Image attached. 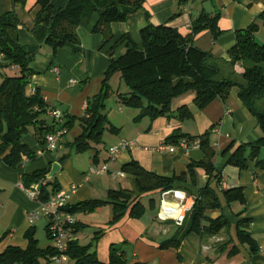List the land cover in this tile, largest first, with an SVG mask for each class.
<instances>
[{"label": "crops", "instance_id": "0c3cea01", "mask_svg": "<svg viewBox=\"0 0 264 264\" xmlns=\"http://www.w3.org/2000/svg\"><path fill=\"white\" fill-rule=\"evenodd\" d=\"M51 1L56 8L67 2ZM35 8V0H25L22 7L14 5L13 0H0V13L13 9L20 20L16 33L21 44L37 43L30 30ZM262 10V0H187L185 4H180L178 0H142V6L129 13L125 20L110 23L112 38L103 46L101 43L104 34L92 30L98 19V13L93 12L76 29L79 50L72 51L70 47L64 46L52 53L49 45L40 44L32 62L35 72L30 77L29 91L33 92L36 88L43 95L48 109L44 116L48 123L54 121L58 125L66 115L80 116L87 100L100 91L110 59L108 50L120 36L128 35L132 41L139 43L140 28L149 21L175 27L186 37L191 33L192 20L202 12L211 16L218 14L219 32L214 36L209 27L203 28L193 35L191 43L210 53L208 60L218 66L217 75L227 76L232 71L229 49L236 42L235 31L249 25ZM258 36L260 41L264 40L262 28L259 29ZM124 45L125 41L115 48L114 58L122 54ZM114 76L119 79H115L116 88L120 87L117 73L110 79L111 86ZM237 90V87H232L224 100L217 96L201 109L193 102L194 93H186L172 102L169 115H160L153 119L144 116L137 121L134 118L139 112L138 109L118 104L111 116L106 113L117 130L104 131L95 160L92 151L76 152L67 144L81 133L77 121L62 135L54 150L39 152L43 149V143L38 142L31 132L24 135L21 141L35 153L32 158L12 167L2 159L4 154H0V252L10 245L26 248L28 239L25 233L29 229H33L38 247L46 248L52 244L47 231V217L40 214L32 221L28 219V213L39 208L38 201L28 197L22 188L24 174L41 168L50 169L52 162L57 161L61 169L53 177L60 190L69 193V205L92 198L105 199L109 189L131 187L121 166L132 159L158 175L173 176L186 172L191 162L204 158L200 147L186 148L178 143L174 144L173 150H159L157 146L167 142V136L177 128L192 136L210 129L209 142L216 151L213 161L220 178L219 182L213 179L210 185L218 191L226 189L221 186L223 183L228 187L242 186L245 197V204L232 202L227 205L223 202L218 208L206 210V214L212 218L219 215L228 218L231 222L229 229L206 239L191 232L185 236L178 248H161L160 242L171 237L180 225L176 220L161 218L158 215L159 209L154 217H147L144 213L142 217L135 218L128 215L127 211L119 220L110 222L112 207L106 204L93 211L74 213L77 224L74 239L82 245L90 243L89 251H96L98 259L104 263L109 261L110 245L114 244L123 253L125 264H264V170L253 161H248L247 166L240 169L227 163L231 149L223 154L231 142H234L235 147L242 141H254L261 135L256 117L239 98ZM183 104L190 108L192 117L179 120L177 108ZM257 107L264 108V99L257 100ZM50 109L58 110L60 115H51ZM121 139H127L130 143L117 155H111L108 148ZM104 162L108 167L106 171L89 173L90 168L99 167ZM121 171L123 174H119ZM194 172L195 183L189 180L175 182L176 188L184 190L190 197H196L209 181V174L204 168L194 167ZM119 178H124L125 181L122 182ZM154 192L159 191L148 192L142 197ZM142 197L141 202L145 205ZM99 210H102V216ZM239 211L242 212L236 216L235 213ZM241 218L250 219L247 230L257 244L254 252L236 238L234 224ZM85 226L90 227L92 232L88 229L85 239L82 240L81 234L85 232ZM98 230L101 232L94 238ZM224 241H229L228 248L236 244L238 251L231 255L227 253L228 249L222 253L216 252L217 244Z\"/></svg>", "mask_w": 264, "mask_h": 264}, {"label": "trees", "instance_id": "16d2710c", "mask_svg": "<svg viewBox=\"0 0 264 264\" xmlns=\"http://www.w3.org/2000/svg\"><path fill=\"white\" fill-rule=\"evenodd\" d=\"M185 4L187 0H178ZM264 2V0H262ZM25 0H13L14 5H24ZM33 26L30 30L37 43L21 44L16 33L20 22L15 10L0 13V51L4 54L0 61V154L9 166H19L34 156V152L22 142V137L31 132L36 140L44 143L45 136L51 131L64 128L65 132L78 122L81 133L67 143L76 152L92 151L93 160L98 155V145L102 142L105 130L115 132L105 112V100L113 92L110 79L119 74L127 90L116 89L118 102L123 106L139 110L135 120L144 116L151 119L160 115H169L172 102L186 93L193 92V102L197 108L205 107L213 98H226L232 87H237L238 96L256 117L261 135L254 141H242L234 147L231 142L223 154L232 150L227 163L243 169L248 161H253L257 167L264 170V108L257 107V100L264 97V40L259 41L257 34L260 28L264 31V10H262L249 25L235 31L236 42L229 49L232 71L227 76H219L218 66L210 63V53L191 43L194 34L209 27L213 35L219 32L217 28L218 14L208 15L202 12L192 20L191 33L182 36L175 27L164 23L146 22L140 28L141 41L135 43L128 35L120 36L108 50L109 64L101 81L100 91L86 102L82 115H66L55 125L48 123L45 113L48 110L45 99L38 89L30 92V77L35 72L32 62L41 43L50 46L52 53L59 47H70L72 51L80 49L76 29L80 22L88 19L93 12L98 13V19L92 30L104 34L101 45L111 38L110 23L123 21L127 15L142 6V0H67L56 8L51 0H35ZM261 21V22H260ZM125 41L124 51L117 58L113 57L115 48ZM234 73L242 80H236ZM177 117L184 120L192 117L190 108L183 104L177 108ZM210 129L192 136L183 133L179 128L167 136L166 141L178 144L181 139L200 140V148L204 158L191 162L186 172L180 175H158L132 159L123 164L121 169L130 181V188L109 189L105 199H87L72 205L67 204L70 212L93 211L97 207L110 204L112 217L110 222L119 220L128 211V215L140 218L146 211L141 197L152 191L159 192L176 188L175 182L189 180L195 183L194 167H202L209 174V181L195 197L191 209L184 220L177 226L176 232L160 242L161 248L173 246L178 248L191 232L197 233L201 239L214 236L222 230L229 229L231 222L223 215L210 217L207 209L218 208L223 202L245 204L242 186H233L218 191L210 182H219L213 158L216 151L209 142ZM49 168L36 169L30 174H24V186L45 181L41 185L38 199L46 201L51 193L60 190L55 180L46 178ZM48 186L51 188L48 189ZM220 193L222 197L220 196ZM153 208L152 199L149 202ZM242 211L235 213L239 216ZM249 218L238 219L235 224V235L239 243L247 244L252 252L257 250V244L247 230ZM77 224H75L76 227ZM101 231L95 233L98 237ZM28 239L26 248L7 246L0 252V264H38L42 258H47L55 252L54 248L37 246L38 240L33 229L25 233ZM229 241L220 242L215 250L218 253L228 249L229 255L235 254L236 244L228 248ZM89 244L82 245L76 239L71 241L67 253L75 264H125L123 253L114 244L110 245L109 261L104 263L97 257L96 251H89Z\"/></svg>", "mask_w": 264, "mask_h": 264}, {"label": "built area", "instance_id": "2783aa9c", "mask_svg": "<svg viewBox=\"0 0 264 264\" xmlns=\"http://www.w3.org/2000/svg\"><path fill=\"white\" fill-rule=\"evenodd\" d=\"M4 54L0 51V61L3 59ZM73 81V80H72ZM49 113L53 116H59L60 112L56 109H50ZM65 132L64 128L51 131L46 134L45 141L43 143L42 150H54ZM130 142L127 139H121L117 143L111 145L108 150L111 155L115 156L119 151L125 149ZM179 144L189 147H199L200 140L196 138L192 141L181 139ZM174 144L167 142L160 143L157 148L174 149ZM108 169L107 163H102L99 167H92L89 173H102ZM123 174V172H119ZM45 181H39L29 186L22 185L28 197L38 201V208L28 213V219L30 221L38 218L40 214L47 217V231L52 241L51 247L55 252L49 255L47 258H43L38 264H73L74 260L71 259L67 253L69 243L74 240L75 229V216L73 212L66 209V205L69 193L63 190H58L51 193L46 201H40L37 197L41 188V185ZM223 188H228L226 183L221 184ZM75 185L72 186V189ZM162 202L158 215L163 219H174L178 224H181L185 214L191 209L195 197H190L184 190L171 188L161 191Z\"/></svg>", "mask_w": 264, "mask_h": 264}, {"label": "rangeland", "instance_id": "374dc122", "mask_svg": "<svg viewBox=\"0 0 264 264\" xmlns=\"http://www.w3.org/2000/svg\"><path fill=\"white\" fill-rule=\"evenodd\" d=\"M257 39L259 40V36L257 34ZM260 41V40H259ZM117 76H114L112 78V82H113V85H112V88H113V92L110 93V95L106 98L105 100V112L107 114H109V116L112 115V112L115 110V108L119 105H122L121 103L118 102V98H117V94H116V89H119V91L121 92H124L125 90H127L126 86L124 85V83L121 81L119 82L120 83V87L118 86L116 88V78ZM236 80H242L241 79V76L239 74H236L234 73V76H233ZM119 80V79H117ZM111 82V83H112ZM262 99H264V97H262ZM123 106V105H122ZM127 107V106H126ZM86 152V151H85ZM90 152V151H88ZM122 182H124V178H119ZM220 196L222 197L221 193H220ZM152 199V202H153V208L150 207V201ZM142 201L145 203V205L147 206V210L145 212V216H155V213L161 208V202H162V196H161V193L160 192H154V193H151L150 195L146 196V197H142ZM98 211V210H97ZM79 213H83V211L79 212ZM99 213H100V216H102L103 212L102 210H99ZM185 216L183 217V220H184ZM90 228V227H89ZM88 227H84V231L82 234H81V238L82 240L85 239V234H86V231L89 229ZM90 233L92 232L90 229L88 230ZM84 236V237H83Z\"/></svg>", "mask_w": 264, "mask_h": 264}, {"label": "water", "instance_id": "95a60500", "mask_svg": "<svg viewBox=\"0 0 264 264\" xmlns=\"http://www.w3.org/2000/svg\"><path fill=\"white\" fill-rule=\"evenodd\" d=\"M60 169H61V165L59 162L57 161L52 162L50 169L48 173L46 174V178L47 179L52 178Z\"/></svg>", "mask_w": 264, "mask_h": 264}]
</instances>
